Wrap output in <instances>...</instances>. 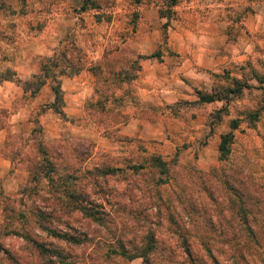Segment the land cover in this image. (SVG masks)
I'll return each mask as SVG.
<instances>
[{
	"label": "rangeland",
	"instance_id": "obj_1",
	"mask_svg": "<svg viewBox=\"0 0 264 264\" xmlns=\"http://www.w3.org/2000/svg\"><path fill=\"white\" fill-rule=\"evenodd\" d=\"M250 1L0 0V148L9 139V154L0 149L1 243L26 259L24 239L8 232L21 227L62 247L69 264H147L108 249L152 239L151 264H264V21L255 29ZM61 14L67 31L55 34V50L30 51ZM27 56L33 66L21 77ZM43 62L57 73L82 71L90 84L78 114L48 111L51 95L22 91ZM229 130L230 153L220 159ZM38 141L63 148L52 158L54 179L39 174L21 196L27 167L41 158ZM153 155L166 160V172ZM66 189L101 208L100 221L68 216L86 231L79 244L39 230L28 212L35 204L64 209Z\"/></svg>",
	"mask_w": 264,
	"mask_h": 264
},
{
	"label": "trees",
	"instance_id": "obj_2",
	"mask_svg": "<svg viewBox=\"0 0 264 264\" xmlns=\"http://www.w3.org/2000/svg\"><path fill=\"white\" fill-rule=\"evenodd\" d=\"M170 5L176 3V0H169ZM63 57L68 60L65 53H61ZM66 56V57H65ZM49 59L54 57L49 56ZM51 60V59H50ZM41 73L35 74L32 79H24L22 83L23 91H30V94L35 95L42 85L47 81L48 78L52 80V90L54 92V98L50 102L49 106L61 116H66L65 111L63 110L64 98H63V90L60 84V75L61 74H70L71 72L60 71L57 73L56 71H52L50 68V64H46L45 62L41 63ZM10 79V78H8ZM17 82H21V79H17ZM205 100H213L215 97L211 94L203 95ZM5 109L0 107V129L3 128L6 124L5 118ZM34 122H39L38 118H34ZM237 126V119L233 118L231 120V127L235 128ZM38 130L37 126H34L33 130ZM10 137V135L8 136ZM234 138V134L232 130L224 132L220 135V140L218 143V157L220 159H224L230 153V144L232 143ZM6 144H9V139L5 140V145L2 149L4 154H9V150L6 148ZM38 150L41 153V158L33 162V166L27 167L29 171L28 179L21 184V196L26 193L31 186H35L38 184L39 174H42L43 177H47L49 182L53 181L52 171L55 169L54 160L52 159L55 155H58L61 152L60 146H52L46 142L38 141L37 143ZM63 149V148H62ZM15 153H20V149H16L13 151ZM11 153V151H10ZM154 164L158 165L162 172H166L168 170L166 160H164L160 155H153ZM132 168L136 171L142 164L141 163H133L131 164ZM35 169L33 170V168ZM32 169V170H30ZM116 167H108L106 171H116ZM103 172H105L103 168ZM33 184H31L33 181ZM63 200L65 202L64 209H58L55 205H52L51 208H47L45 205L35 204L28 211L33 216V221L37 225L39 230L45 231L48 235L61 240L67 243L79 244L85 240L86 231L79 230L76 226H73L71 222L68 220V216L72 213H77L81 217H89L94 220L100 221L102 217L101 208L97 207L95 203L91 199H88L84 192H75L74 190L66 189L64 192ZM8 205V203H6ZM7 208V207H6ZM14 208L10 211L14 213ZM24 211H19L21 216L25 215ZM66 215V216H64ZM241 215L244 220V230L247 232V235L256 240V230L253 226H251L248 221H246V210H241ZM64 216V217H63ZM13 217V215L11 216ZM63 222L66 226H61L59 223ZM12 227L8 229V232H14L16 234L21 235L26 243L24 246L26 247V251L23 252L25 254L26 259H22L19 255L22 253L18 250L15 252L11 247L5 246L0 241V257L6 256L9 260V264H69L66 260V253L63 248L54 245L53 242H47L43 238L38 236H34L32 232L29 230ZM78 229V230H77ZM154 247V242L152 240H147L141 245H136L130 248L126 247L123 243L120 244L119 247H110L108 252L126 255L130 258L141 256L145 263L151 264L148 253ZM186 250L190 251L189 248L186 247ZM249 251V250H247ZM246 251V252H247ZM17 253V254H16ZM243 256V254H242Z\"/></svg>",
	"mask_w": 264,
	"mask_h": 264
},
{
	"label": "crops",
	"instance_id": "obj_3",
	"mask_svg": "<svg viewBox=\"0 0 264 264\" xmlns=\"http://www.w3.org/2000/svg\"><path fill=\"white\" fill-rule=\"evenodd\" d=\"M241 1H243V0H235V4L238 5V3H240ZM262 1L264 2V0H261V1L260 0L259 1L258 0H251L250 1V3L257 5L258 10H259L254 15V17L256 19L255 24H254L255 29H258L259 27H261L260 21H264V14L262 13L263 8L260 5L262 3ZM236 7H239V6H236ZM49 28H51V30L53 32L52 31L50 32ZM65 31H67V30L65 29V24H64V14L63 15L62 14L61 15H55L54 17H52L50 19L49 24L43 28L42 32H40L41 34H43V36L48 34L47 35L48 36L47 41L44 42L43 40L38 38V39L31 42L28 49L30 51H32V50L33 51H39V53L50 55L55 50V42L53 41L56 38L55 34L56 35L59 34V36L61 37ZM27 57L28 58L21 59V62H23L25 65L22 66V68L17 71L18 75L21 77H27L30 74V73H27L28 71L26 72V70L29 67V65H31V57L30 56H27ZM31 66H33V65H31ZM47 84H48V82L46 81L42 85V87L40 88L39 91L46 92L47 93L46 95H51V96H49V98L53 99L54 98V92L53 93L51 92V90ZM60 84H61V88L63 90V98L66 102L63 105V110L65 111L66 115L78 114L80 111L81 103L85 97V93H86L85 91L89 89L90 83L86 82V79L84 78V76H82V71H78L77 73H73V74H71V73L70 74H61L60 75ZM51 89H52V87H51ZM72 98L75 99V104H72L70 102V100ZM49 104L47 105L48 106L47 110L51 111L52 108L49 106ZM3 165H5V166L9 165V161L7 162V159H3Z\"/></svg>",
	"mask_w": 264,
	"mask_h": 264
}]
</instances>
